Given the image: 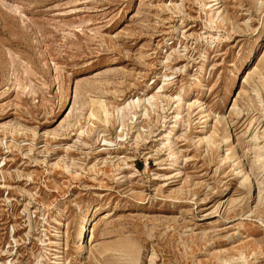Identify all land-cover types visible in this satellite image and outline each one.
Returning a JSON list of instances; mask_svg holds the SVG:
<instances>
[{
	"label": "rangeland",
	"instance_id": "obj_1",
	"mask_svg": "<svg viewBox=\"0 0 264 264\" xmlns=\"http://www.w3.org/2000/svg\"><path fill=\"white\" fill-rule=\"evenodd\" d=\"M0 264H264V0H0Z\"/></svg>",
	"mask_w": 264,
	"mask_h": 264
},
{
	"label": "bare ground",
	"instance_id": "obj_2",
	"mask_svg": "<svg viewBox=\"0 0 264 264\" xmlns=\"http://www.w3.org/2000/svg\"><path fill=\"white\" fill-rule=\"evenodd\" d=\"M244 59V58H243ZM198 82V85H196V86H199V85H201V81H197ZM153 99H155L154 98V96H151V97H148V98H143V99H140L139 97H137V98H135V99H131L129 102H128V106L130 107V108H133V109H138V108H140V106L142 105V104H145V103H149V104H152V100ZM182 100V99H181ZM179 102V101H178ZM100 107H101V109H102V113L104 114V119L103 120H106V121H108V116H109V113H108V109H107V106L105 107V104H103V103H101L100 102ZM179 109H181V104L179 105ZM119 111V110H118ZM90 116H95L92 112L90 113ZM103 141L105 142V143H109L110 141H107L106 139H103ZM103 142V144H105ZM109 145V144H108ZM83 221H84V219L82 220V224H83ZM82 226V225H81ZM56 253H57V250H56ZM55 256H57V254H55Z\"/></svg>",
	"mask_w": 264,
	"mask_h": 264
}]
</instances>
